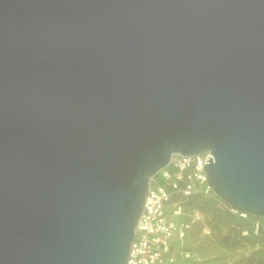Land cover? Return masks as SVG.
<instances>
[{
  "label": "water",
  "instance_id": "1",
  "mask_svg": "<svg viewBox=\"0 0 264 264\" xmlns=\"http://www.w3.org/2000/svg\"><path fill=\"white\" fill-rule=\"evenodd\" d=\"M264 218V0H0V264H126L174 154Z\"/></svg>",
  "mask_w": 264,
  "mask_h": 264
},
{
  "label": "built area",
  "instance_id": "2",
  "mask_svg": "<svg viewBox=\"0 0 264 264\" xmlns=\"http://www.w3.org/2000/svg\"><path fill=\"white\" fill-rule=\"evenodd\" d=\"M209 156L214 159L210 149L194 155L174 154L151 177L126 264H177L179 257L191 258L183 241L190 227L204 220L201 208L190 205L192 197L215 196L232 212L248 217L219 197L207 181L202 165ZM263 228L258 222L254 231Z\"/></svg>",
  "mask_w": 264,
  "mask_h": 264
},
{
  "label": "rangeland",
  "instance_id": "3",
  "mask_svg": "<svg viewBox=\"0 0 264 264\" xmlns=\"http://www.w3.org/2000/svg\"><path fill=\"white\" fill-rule=\"evenodd\" d=\"M190 205L201 208L204 220L192 225L183 241L191 258L179 257L177 264H264V228L254 231L256 223L264 226L263 217L244 218L215 196L192 197Z\"/></svg>",
  "mask_w": 264,
  "mask_h": 264
},
{
  "label": "trees",
  "instance_id": "4",
  "mask_svg": "<svg viewBox=\"0 0 264 264\" xmlns=\"http://www.w3.org/2000/svg\"><path fill=\"white\" fill-rule=\"evenodd\" d=\"M262 229H260V231H261Z\"/></svg>",
  "mask_w": 264,
  "mask_h": 264
}]
</instances>
